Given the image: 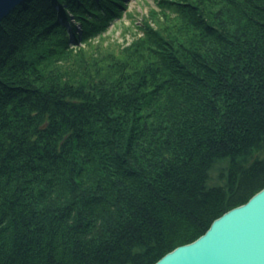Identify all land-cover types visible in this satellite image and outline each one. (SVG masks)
<instances>
[{
	"label": "trees",
	"instance_id": "16d2710c",
	"mask_svg": "<svg viewBox=\"0 0 264 264\" xmlns=\"http://www.w3.org/2000/svg\"><path fill=\"white\" fill-rule=\"evenodd\" d=\"M156 2L127 45L125 0L3 21L0 264H155L264 188V0Z\"/></svg>",
	"mask_w": 264,
	"mask_h": 264
},
{
	"label": "water",
	"instance_id": "95a60500",
	"mask_svg": "<svg viewBox=\"0 0 264 264\" xmlns=\"http://www.w3.org/2000/svg\"><path fill=\"white\" fill-rule=\"evenodd\" d=\"M26 1L0 0V27ZM155 264H264V188L216 219L197 240Z\"/></svg>",
	"mask_w": 264,
	"mask_h": 264
},
{
	"label": "rangeland",
	"instance_id": "374dc122",
	"mask_svg": "<svg viewBox=\"0 0 264 264\" xmlns=\"http://www.w3.org/2000/svg\"><path fill=\"white\" fill-rule=\"evenodd\" d=\"M125 5L126 9L122 11L121 16L108 22L103 32L105 35L103 45H127L137 35L142 36L143 33L138 26H141L147 18L151 21L150 10L156 8L157 2L156 0H125ZM78 30L80 31V28ZM68 31L72 34L70 26Z\"/></svg>",
	"mask_w": 264,
	"mask_h": 264
}]
</instances>
